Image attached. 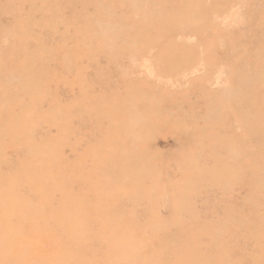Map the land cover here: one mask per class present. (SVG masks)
I'll use <instances>...</instances> for the list:
<instances>
[{"label":"rangeland","instance_id":"rangeland-1","mask_svg":"<svg viewBox=\"0 0 264 264\" xmlns=\"http://www.w3.org/2000/svg\"><path fill=\"white\" fill-rule=\"evenodd\" d=\"M0 264H264V0H0Z\"/></svg>","mask_w":264,"mask_h":264}]
</instances>
